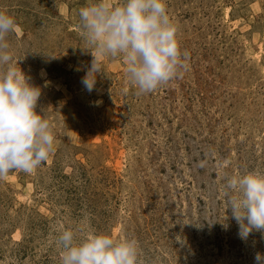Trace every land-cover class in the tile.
Listing matches in <instances>:
<instances>
[{
  "label": "rangeland",
  "instance_id": "rangeland-1",
  "mask_svg": "<svg viewBox=\"0 0 264 264\" xmlns=\"http://www.w3.org/2000/svg\"><path fill=\"white\" fill-rule=\"evenodd\" d=\"M87 3L0 0L56 136L39 168L0 178V264H60L57 231L74 227L136 239L139 264H254L264 234L241 239L224 178L264 171V0H167L187 69L151 93L121 58L84 88Z\"/></svg>",
  "mask_w": 264,
  "mask_h": 264
},
{
  "label": "clouds",
  "instance_id": "clouds-1",
  "mask_svg": "<svg viewBox=\"0 0 264 264\" xmlns=\"http://www.w3.org/2000/svg\"><path fill=\"white\" fill-rule=\"evenodd\" d=\"M78 16L84 41L81 48L93 57L81 81L88 92L104 73V58H121L129 82L139 93H151L187 69L188 53L181 48L167 0H119L116 4L89 0ZM17 29L15 18L0 11V178L17 169L32 172L56 147L46 111H37L41 88L30 82L10 51L8 37ZM224 179L228 209L241 239L253 232L264 234V171ZM55 244L60 264H139V242L116 238L110 232L62 228ZM254 264H264V253L255 254Z\"/></svg>",
  "mask_w": 264,
  "mask_h": 264
}]
</instances>
